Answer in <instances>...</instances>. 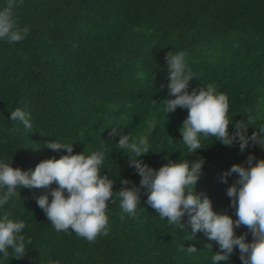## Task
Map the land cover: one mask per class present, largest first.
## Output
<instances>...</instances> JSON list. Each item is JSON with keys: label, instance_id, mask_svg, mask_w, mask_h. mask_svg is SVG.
<instances>
[{"label": "trees", "instance_id": "1", "mask_svg": "<svg viewBox=\"0 0 264 264\" xmlns=\"http://www.w3.org/2000/svg\"><path fill=\"white\" fill-rule=\"evenodd\" d=\"M6 5L0 0V10ZM14 15L29 32L18 43L0 40V162L27 171L67 154L46 147L50 141L73 144V154L102 151L101 174L115 183L114 191L135 185L139 205L134 217L122 213L114 194L107 235L89 242L55 230L36 200L47 190L18 188L20 196L0 206V218L25 223L26 254L17 259L9 249L7 258L0 253V264H213L218 244L203 232L188 240L187 213L182 229L160 219L130 166L135 153L117 144L121 135L130 143L146 138L150 151L138 159L156 170L169 160L202 159L196 193L235 220L226 190L237 176L225 183L223 173L233 164L247 167L249 155L264 159V145L250 142L241 152L238 143L229 147L201 136V149L190 154L180 132L187 109L166 111L174 97L165 57L183 52L195 77L188 91L214 84L229 100V131L251 116V136L264 125V0H16ZM17 108L28 114L31 129L10 119ZM124 179L131 183L122 185ZM6 190L0 188V197ZM247 231L241 226L236 235ZM246 240L252 241L250 233ZM221 264H242L238 247Z\"/></svg>", "mask_w": 264, "mask_h": 264}, {"label": "clouds", "instance_id": "2", "mask_svg": "<svg viewBox=\"0 0 264 264\" xmlns=\"http://www.w3.org/2000/svg\"><path fill=\"white\" fill-rule=\"evenodd\" d=\"M15 6L16 0H7V5L0 10V40L9 43L22 41L29 32V28L20 27L15 18ZM165 60L170 81L167 88L169 95L174 97L166 101V111L174 112L178 107L187 109V118L180 132L190 154L201 149V136L213 137L215 141L229 147L238 143L241 152L250 142L261 147L264 145V125L259 126L258 131H254L251 136L248 135L249 126L254 125L251 116H248L247 121H235V131H229L233 123L228 117L229 100L225 94L217 91L214 84L188 91L195 77L187 67L183 52L170 51ZM10 119L21 121L27 129L32 128L28 114L19 108L11 112ZM110 135H117L116 129ZM130 139L129 135H121L117 145L120 149L135 153V159L128 155L130 166L141 176L140 186L148 193L147 204L159 214L160 219L166 218L169 225L182 229L184 225L181 220L187 213L192 229L188 240L194 239L197 232H203L209 240L218 244L219 251L212 256L213 264L228 261L236 247L242 264H264V159L256 162L255 156L249 155L247 167L233 164L223 173L222 181L225 183L232 174L237 176L226 190L231 199L230 207L237 217L234 220L231 215L215 212L207 195L196 193L195 188L202 175V159L191 163L188 159L181 162L169 160L156 170L138 159L150 151L147 139L142 137L138 143H130ZM46 147L54 151L66 149L67 154L59 159L43 160L27 171L0 162V188L7 189L0 197V206L11 197L20 196L18 188L45 189L47 191L37 196L36 200L55 230H71L89 242H95L101 234L107 235L106 211L114 194L120 200L122 213L135 216L139 205V189L133 185L132 188L122 186L119 191H114L115 183L100 171L105 158L102 151L87 156L83 152L73 154V144L57 141L47 142ZM130 183L127 179L122 180V185ZM53 184L57 187L52 188ZM241 226L248 231L237 236L236 229ZM24 228L23 221L10 219L7 214L0 218V253L5 258L9 256V249L17 259L26 254L25 237L20 235ZM249 233L251 242L246 240ZM27 244H31L30 239ZM206 247L212 248L211 245ZM180 250L191 254L197 248L189 246L185 249L181 246ZM50 264H59V261Z\"/></svg>", "mask_w": 264, "mask_h": 264}]
</instances>
